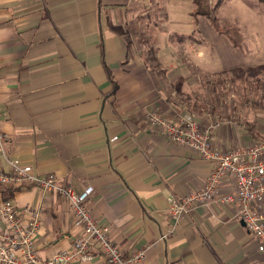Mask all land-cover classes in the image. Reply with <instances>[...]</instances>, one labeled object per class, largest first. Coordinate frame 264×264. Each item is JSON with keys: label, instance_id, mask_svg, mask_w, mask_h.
Returning <instances> with one entry per match:
<instances>
[{"label": "crops", "instance_id": "1", "mask_svg": "<svg viewBox=\"0 0 264 264\" xmlns=\"http://www.w3.org/2000/svg\"><path fill=\"white\" fill-rule=\"evenodd\" d=\"M157 2L0 0V132L8 137L0 173L19 161L78 194L91 190L90 211L125 256L147 251L141 264H264L239 205L224 202L235 193L233 179L182 222L169 214V200L198 191L213 167L151 127L146 113L192 115L202 127L219 120L218 113L182 110L171 73L156 72L144 58L151 50L147 36L158 34L142 23ZM171 46H156L158 65L173 67L163 59L166 50L172 63L179 60ZM180 78L186 88L190 82ZM262 128L258 119L248 127L232 119L212 135L227 150L248 146ZM4 200L41 211L36 249L42 260L83 235L69 204L54 193L0 185ZM253 208L264 210V202ZM73 264L108 263L96 250L89 262Z\"/></svg>", "mask_w": 264, "mask_h": 264}, {"label": "built area", "instance_id": "2", "mask_svg": "<svg viewBox=\"0 0 264 264\" xmlns=\"http://www.w3.org/2000/svg\"><path fill=\"white\" fill-rule=\"evenodd\" d=\"M146 121L171 142L194 150L213 167L206 183L198 191L169 200L171 218L182 222L194 208L211 205L218 198L223 183L231 178L235 193L225 196L224 202L239 205V219L256 236L258 250L264 254V210L253 208L255 204L264 202V141L235 150H222L215 145L210 128L202 127L192 115L180 114L170 118L152 110L146 113ZM7 140V135L0 132L1 153ZM10 165L9 173H0V185H32L45 193L60 196L69 204L74 222L82 229L83 235L70 249L42 260L36 249L41 211L31 207L19 208L12 200H4L0 202V264L87 263L96 250L108 264H141L145 261L147 251L138 250L125 256L121 247L112 240L109 228L102 226L88 208L91 190L78 194L71 184L59 183L53 175L36 176L30 165H22L19 161H11Z\"/></svg>", "mask_w": 264, "mask_h": 264}, {"label": "rangeland", "instance_id": "3", "mask_svg": "<svg viewBox=\"0 0 264 264\" xmlns=\"http://www.w3.org/2000/svg\"><path fill=\"white\" fill-rule=\"evenodd\" d=\"M206 1L215 10L220 30L239 29L242 36L237 41H242L241 48L219 33L207 17L196 16L193 0H158L142 23L147 30L158 34L147 36L150 40L144 44L151 50L146 49L144 58L156 72L171 73L176 84L175 97L182 110L220 114L216 116L217 123L205 127L211 133L226 120L235 119L246 127L257 119L264 122V0ZM163 42L172 45L173 56L179 59L172 63L170 53L164 51L163 59L170 61L172 68L156 63L154 50ZM182 74L184 82L185 76L190 82L186 88L180 84ZM262 129L260 136L248 146L264 141ZM237 148L241 146L228 150Z\"/></svg>", "mask_w": 264, "mask_h": 264}, {"label": "trees", "instance_id": "4", "mask_svg": "<svg viewBox=\"0 0 264 264\" xmlns=\"http://www.w3.org/2000/svg\"><path fill=\"white\" fill-rule=\"evenodd\" d=\"M196 5L195 15L196 16H205L207 17L215 29L221 33L225 34L226 37L232 42L235 47L241 48L242 41L238 42L239 38H241L242 35H240L239 29L236 27H226L225 31L220 30L219 22L217 19V15H215V10L208 5V2L206 0H193ZM241 40V39H240Z\"/></svg>", "mask_w": 264, "mask_h": 264}]
</instances>
